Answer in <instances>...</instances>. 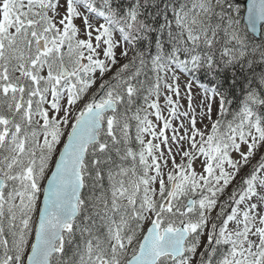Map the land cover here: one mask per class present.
I'll list each match as a JSON object with an SVG mask.
<instances>
[{
  "label": "snow or ice",
  "instance_id": "snow-or-ice-1",
  "mask_svg": "<svg viewBox=\"0 0 264 264\" xmlns=\"http://www.w3.org/2000/svg\"><path fill=\"white\" fill-rule=\"evenodd\" d=\"M0 264H264V0H0Z\"/></svg>",
  "mask_w": 264,
  "mask_h": 264
}]
</instances>
